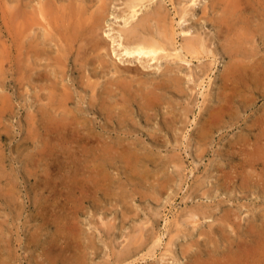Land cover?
Here are the masks:
<instances>
[{
	"label": "rangeland",
	"instance_id": "1",
	"mask_svg": "<svg viewBox=\"0 0 264 264\" xmlns=\"http://www.w3.org/2000/svg\"><path fill=\"white\" fill-rule=\"evenodd\" d=\"M26 1L20 3L23 12ZM38 1L28 8L37 19ZM130 1L64 2L87 5L88 15L104 4V22L95 36L106 50L82 58L76 52L79 45L69 55L71 48L59 37L47 42L45 48L51 58L56 56L63 62L61 69H56L59 83L68 86L71 94L68 109L73 113L60 110L56 118L72 115L70 119L77 117L80 122V134L48 136L45 127L49 119L39 112L48 109L47 85L51 82L31 81L24 75L31 53L43 48L46 32L36 26L33 34L14 35L11 53L9 32H15L17 22L13 18L18 6L15 0H0V264H226L231 253L241 255L247 247L253 264L263 257L264 168L243 169L239 163L243 161L241 154L248 152L245 147L253 149L241 136L264 112V25L254 12L235 11L227 15L229 23L221 24L223 10L217 15L211 6L213 2L220 4L218 0H197L195 5L184 0H155L143 6L131 23L161 7L179 50L184 38L193 36L203 40L205 52L201 60L188 62L129 58L124 49L131 44L121 30ZM219 1L225 6L224 12L227 5L231 6V0ZM255 1L264 9V0ZM68 28L64 21L59 31L66 34ZM239 44L244 49L236 47ZM234 46L247 54L241 52L247 58L242 56L238 63L257 67L263 85L241 87V94L227 92L233 95V112L225 122L231 124L220 123L201 149L198 131L210 111L218 108L219 85L230 63L227 49ZM181 56L185 58V52ZM17 58L23 60L21 65ZM18 67L22 68L20 75ZM48 68L54 70L53 66ZM126 68L136 69L122 74L129 76L128 81L133 77V90L140 87L138 82L154 84L174 78L181 79L185 94L166 93L149 113V123L136 103L127 104L131 114L123 124L118 117L107 121L99 102L119 101L116 95L109 99L106 92H119L111 86L120 84L114 72ZM202 78L205 84L200 87ZM243 103L246 107L242 108ZM186 110H190L188 115ZM63 140L72 141V147L62 146ZM98 143H107L111 149L97 148ZM248 177L249 189L242 185ZM10 191L14 194L11 205ZM196 210L202 214L192 218ZM128 251L130 258H123Z\"/></svg>",
	"mask_w": 264,
	"mask_h": 264
},
{
	"label": "bare ground",
	"instance_id": "2",
	"mask_svg": "<svg viewBox=\"0 0 264 264\" xmlns=\"http://www.w3.org/2000/svg\"><path fill=\"white\" fill-rule=\"evenodd\" d=\"M21 1L22 0H15V3L18 7H16L17 9H16L15 16H14L13 20L15 21V24L17 22V25L15 27V32H9V37L11 38L10 39L11 45H10L8 50L12 53V49H14V46L12 45V43L15 42V40H14V39H16L15 36L16 37L21 36V32H24V33L29 32V34H33V31L35 30L36 26L40 27L41 30H44V32H46V33H44L43 40L41 42L42 44L44 43L43 48L40 47L41 50L36 49V50H34L33 53H31L32 55H31V57L29 56L30 58L27 61L28 63L26 62L27 65L25 64L26 68L24 69L25 70L24 75L29 76L27 78L31 79V81L36 80L38 82H51L49 85H47V90L49 93L46 97L48 100V103L46 106L48 107V109L43 110L41 108L40 112H39V113H41L42 118L47 119V117H48V119H49L48 125H46V127H45L47 135L51 136V135H53V133H55L57 136H60V135H64L67 132H71L73 134H77V133L80 134V129L78 127L80 122L77 121V117H73L70 119V116L72 117V115H70V116L65 115V116H62L61 119L59 118L60 120H58V118H56V113L60 112V110H64L65 112L67 111L69 114L73 113L70 109H68V107H69L68 101L71 98V94L68 92V89H67L68 86L62 87L60 85L58 77H57L58 72H56V69L58 68L60 70L61 66L63 65L62 64L63 62L61 61L60 58H57L56 56L51 58V56L47 53L45 45L47 44V42H52L53 40H56V37H59L60 40L64 43L63 44L64 46H66L68 49L71 48V50H69V53H68L69 55H72L73 49H75V47L77 45H79L76 52L78 53V56H81L82 58H86V57L89 58V56H91L92 54H96L99 51L104 50V49L106 50L105 47L104 48L102 47L103 46L102 42L97 40V37L95 36V34H97L99 28L101 27V25H100L101 21L104 19V4L99 6L96 13L94 12V13H91L88 15L89 8L87 5H84L83 3H82L83 5L82 4L64 5V2L66 0H60V3H58L57 0H43V1L37 0L38 5H39L37 9L35 7V9L37 11L36 15L39 17L37 19L34 16L35 13L28 10L29 5H31V3L34 2L35 0H27L26 1V3H25L26 9L24 10V12L20 10V8H22L20 6L23 5V4L20 5ZM153 1H155V0H131L130 1L129 5H128V8H129L128 9L129 10L128 18L126 17L127 19L125 18V21H124L125 23L123 22V24H125V25H124V28L121 30V35L125 34L124 36L128 39V42L131 45L128 47H125L124 55L129 57V58H135V59H142L143 57H146L149 59V61H159L160 59L183 60L186 62H188V59H190V61L195 60V59L201 60L200 56L205 52V46H204L205 43H203V40L200 37H193V36L189 37L187 35L188 32L183 31L182 34L183 35L186 34L188 37L184 38L185 42H184V44L181 45V47H180L181 49L179 50L178 46L175 43V41H176L175 32H173V29L171 27L168 28L167 23L165 25V19L163 18V10L161 7L155 9L153 12L148 13V15L147 14L144 15L139 21H137L138 23L135 22L136 24H134V25L131 23L132 21H130V20H133L137 17V15L141 11L142 7L145 6L146 4L150 3V2H153ZM196 1L197 0H184L185 4L191 2L193 5H195ZM223 1H225V0H223ZM227 1L228 0H226V2ZM218 2L220 4L215 3L216 4V6H215V4L213 2V4H211V6L213 9V13L220 14V11L223 10V11H221V24H223L225 22L229 23V21H227V20H229V18H227V15H230L232 13V11H235L238 14L239 13H241V14H244V13L253 14V12H254L253 15L261 21L262 27H263V25H264V9L259 7V6L257 7L256 6L257 2L255 0H231L230 1L231 6L227 5L225 8V12H224L225 6L223 5V3H221L219 0H218ZM13 4H14V1H13ZM34 5H36V4H34ZM229 7H231V9L227 10ZM256 7L259 9H256ZM93 8H91V9H93ZM260 8H261V10H260ZM165 12H166V10H165ZM107 14H108V12H107ZM222 15L225 17H222ZM39 19H40V21H39ZM216 19H219V18H216ZM64 21L66 23H68V25H69V28L66 31V34H63L59 31L61 24ZM103 22H104V20H103ZM246 22H248V21H246ZM253 23H255V22H253ZM129 25H131V26L127 27ZM22 28H23V30H22ZM226 29L229 31V24H228V26H226ZM223 32H225V31H223ZM67 33H69V35ZM64 36H66V38ZM98 36H100V35H98ZM249 36H250V34H249ZM25 38H27V37H25ZM123 39H124V37H123ZM41 43H40V45H41ZM63 45L62 46L59 45V46H61V48H63ZM240 45L241 44L237 45L236 47H240ZM236 47L234 46V48L232 50L227 49L228 52L225 51V54H226V52H227V54H229L230 63H229V67H228L227 71L225 72L226 74H224L221 78V82H220L221 86L219 85L218 108H217V110L210 111V113L207 115V119L205 121V124L201 125V127L198 131V136H199V138H198L199 142L198 143H199V146L201 147V149L205 145H207V140H208L209 135L214 131V129L220 123L231 124L229 120H228V122H225V118L229 117V115L231 116V111L233 112V109L230 108V106H231V102H233V99H232L233 95L237 94L239 92L238 89H240L241 87L242 88H249V86L251 87L252 85H254L256 87L257 86L260 87L261 85H263L262 84L263 80H262V76H261L262 74H261V72H258L257 67H253L250 65H241L240 63H238L237 60L239 58H241L242 56H244L243 60H245V58H247V57H245L247 54H246V52H243L241 50L244 48L240 47L241 49L238 50ZM107 49H109V48H107ZM59 52H62V50H59ZM182 52H185V54H186L185 58H182V56H181ZM241 52L243 54L245 53L246 55H243ZM42 55H44V57H42ZM18 58H20V57H18ZM45 60H47L46 61L47 63L43 64L42 62ZM22 61L23 60L18 59V62L20 63L19 65H21ZM51 66H53V68H54V70L52 71L54 74L48 70L49 69L48 67H51ZM40 68H42V71L40 70ZM133 70H132V68L131 69L126 68L125 71H119V69H118L114 72V75L118 74V76H117L118 80L116 82H119L120 84H114L113 83V84H111V86L114 88H117L119 90V92H121V94L117 90H113V89L108 90L109 92H106V94L108 95L109 99L110 98L113 99V97L115 95H116V98L120 97V99H119V101H118V99L111 100L112 103H108L106 101H101L102 103L99 102V104L101 105V112L100 113L106 115L105 117L107 118L106 119L107 121L108 120L112 121L116 117H118L120 123L123 124V122H125L127 120V118L129 117V114H131L129 112V110L127 109V104L130 106V104L136 103L138 105L139 111L142 114H144L146 116V118H148V120L146 122L149 123L150 118H151L150 117L151 115L149 113L151 112V110H153L157 106V104L160 105L162 98L166 95V93H174L175 92V93H179L180 95L183 93L185 94V90L183 89V83H181V79L175 80L174 78H169L166 81H162V82H158V83H154V84L148 83L146 81L145 82H138V86H140V87H138L136 85L138 88L133 90L132 89L134 86L133 85L134 82H132L133 77H130V79L128 81V79H126V78L129 76L128 75H125V76L122 75V74H124L123 72L132 73V72L136 71V69L134 71ZM166 71H168L169 73L172 72V70L170 68H167ZM17 72L20 75L22 72V68L18 67ZM34 73H35V75H37V78H35ZM198 80L199 79H197V81ZM204 84H205V81H204V78H202L199 86L203 87ZM232 91H233V95L228 96L227 92L229 93ZM106 94L104 93L105 96H106ZM239 94H241V91L239 92ZM210 95H211V93H210ZM242 96H244V95L242 94L239 97H242ZM262 96L264 97V92H263ZM122 101H123V103H121ZM239 101H240V99H239ZM244 103L241 105L242 108L246 107V106H244L245 105ZM0 105H1V96H0ZM121 106L123 107L122 109H121ZM188 106L189 105H187V108H188ZM218 110L220 112H218ZM185 113L188 115V113H190V110H186ZM34 115L35 114H33V117L36 118V116H34ZM166 116H167V114H166ZM174 119H171V123H174ZM168 123L169 122H167L166 124H168ZM75 124H77V125H75ZM41 127H43V126H41ZM247 128H248L246 130L247 134L244 137L241 136V140L243 142H245V144L251 145V147L253 149L251 151H249L250 148L247 149L245 147V149L248 150V152L245 153V156H244V154H241V158H243V161H242V163H239V164H240V166H242L241 168H243V169H246V167H248V166H250V167L263 166V168H264V112H263L262 116L252 120L251 125L248 126ZM255 132H257V133H255ZM154 137H156V136H154ZM75 142H78V141L75 140ZM92 143H93V141H92ZM158 143H160V142L158 141ZM61 144L64 147L71 148L72 147L71 145L73 144V142L72 141L70 142V140L69 141L63 140L61 142ZM62 146H60V147H62ZM121 146H123V145H121ZM64 147H62V149ZM110 147L111 146H109V144H107V143H100V145H99V143L97 144V148H101L103 150H109V149H111ZM121 153H123V151ZM235 154H236V152H235ZM144 155H145V153H144ZM229 156H231V154ZM131 159H133V157H131ZM129 161L130 160H126L127 163ZM90 164H91V162H90ZM138 167H140V166H138ZM147 167H149V166L147 165ZM72 174H74V173H72ZM249 179H250L249 177L245 178L242 182L243 187L246 186V188H248V189H249V186H247V183H249V181H250ZM103 183H104V181H103ZM153 183H155V182H153ZM164 184H166V182ZM7 196L10 200L9 203L11 205L12 202H14L13 192L10 191ZM149 198L150 197H147V199H149ZM201 214H202L201 210H196V212L193 211V214H191V217L197 218L198 216H201ZM205 233L207 234V232H205ZM259 241L261 242V240H259ZM260 244H264V241H263V243H260ZM142 247H144V246L142 245ZM187 248H189V247H187ZM246 250L250 251V249H248V247ZM246 250L244 249L242 251L241 255L231 253V255L229 256V258L226 261L227 262L226 264H253L251 259L248 258L249 253ZM260 250H261V254H263V257L259 261L262 263V260L264 262V246L262 247V249L260 246ZM260 250L258 252H260ZM123 253H125V252H123ZM131 254L132 253H130L128 251V253L124 254L125 256H123V258L129 259ZM146 256H144L143 260L144 259L146 260V258H145ZM260 262L257 263V261L255 260L254 264H260ZM194 264H196V262ZM197 264H204V263L199 262ZM208 264H210V263H208ZM220 264H225V262H223V263L221 262Z\"/></svg>",
	"mask_w": 264,
	"mask_h": 264
}]
</instances>
